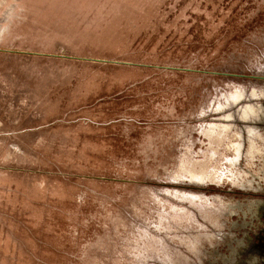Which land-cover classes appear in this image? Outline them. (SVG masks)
<instances>
[{"label": "rangeland", "instance_id": "374dc122", "mask_svg": "<svg viewBox=\"0 0 264 264\" xmlns=\"http://www.w3.org/2000/svg\"><path fill=\"white\" fill-rule=\"evenodd\" d=\"M0 264H264V0H0Z\"/></svg>", "mask_w": 264, "mask_h": 264}, {"label": "bare ground", "instance_id": "6f19581e", "mask_svg": "<svg viewBox=\"0 0 264 264\" xmlns=\"http://www.w3.org/2000/svg\"><path fill=\"white\" fill-rule=\"evenodd\" d=\"M1 39V38H0Z\"/></svg>", "mask_w": 264, "mask_h": 264}]
</instances>
